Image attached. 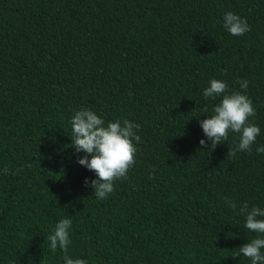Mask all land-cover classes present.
<instances>
[{"label":"trees","instance_id":"1","mask_svg":"<svg viewBox=\"0 0 264 264\" xmlns=\"http://www.w3.org/2000/svg\"><path fill=\"white\" fill-rule=\"evenodd\" d=\"M227 12L251 31L231 35ZM212 79L252 99V151L227 154L236 134L209 148ZM83 107L139 125L136 163L103 200L71 147ZM261 145L264 0H0V264H64L48 239L63 218L87 264H251L239 209L264 208Z\"/></svg>","mask_w":264,"mask_h":264},{"label":"clouds","instance_id":"2","mask_svg":"<svg viewBox=\"0 0 264 264\" xmlns=\"http://www.w3.org/2000/svg\"><path fill=\"white\" fill-rule=\"evenodd\" d=\"M223 26L233 36H243L251 31L248 22L233 12L224 14ZM238 83L241 89L247 90L249 87L247 79H241ZM203 96L212 100L221 98L214 105L209 118L199 120L204 135L211 142L209 148L214 149L218 144L228 141L230 134H236V148L230 147L227 154L235 156L237 151H252L261 129L250 119L256 115V109L246 91L229 93L227 82L212 79L210 86L204 88ZM204 112L208 113L207 108L202 111ZM71 129V147L76 153H84L78 157V163L96 174V178L90 181L93 194L97 199H106L114 191L115 181L126 179L128 171L136 163L137 143L141 140L137 135L139 125L129 120L106 123L93 110L83 107L73 115ZM199 143L204 146L206 141L201 139ZM256 151L264 154V145L257 147ZM85 184H89L87 178ZM224 199L227 206L233 209L237 207L231 198ZM239 212L245 216L244 227L254 233V237L239 247L237 256L242 254L251 264H264V208L255 205L249 208L245 201ZM71 228V218L59 220L52 234L48 236L50 249L55 251L59 248L63 251L64 264H87L85 259H73L68 254Z\"/></svg>","mask_w":264,"mask_h":264}]
</instances>
